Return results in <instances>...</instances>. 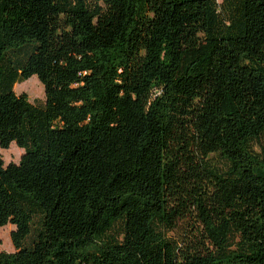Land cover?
I'll return each instance as SVG.
<instances>
[{
	"label": "trees",
	"instance_id": "1",
	"mask_svg": "<svg viewBox=\"0 0 264 264\" xmlns=\"http://www.w3.org/2000/svg\"><path fill=\"white\" fill-rule=\"evenodd\" d=\"M262 141L264 0H0V264H264Z\"/></svg>",
	"mask_w": 264,
	"mask_h": 264
},
{
	"label": "rangeland",
	"instance_id": "2",
	"mask_svg": "<svg viewBox=\"0 0 264 264\" xmlns=\"http://www.w3.org/2000/svg\"><path fill=\"white\" fill-rule=\"evenodd\" d=\"M217 2L221 4L223 0H217ZM14 92L16 93V95H26L29 102L36 106L42 107L45 103L44 88L36 76H33L29 80L20 84H16L14 87ZM260 149L262 153V149H264V141L261 142ZM256 150L260 151L259 148H256ZM23 155L24 151L18 148L15 143H12L7 150H3L0 148V158L4 163V167L8 166L11 163L19 164ZM14 229L15 228L12 225H7L0 228V252H15L10 237ZM184 232L185 226L183 224H180V226H178V228L173 233H171L170 236L175 237L176 239H180L181 235H183Z\"/></svg>",
	"mask_w": 264,
	"mask_h": 264
}]
</instances>
